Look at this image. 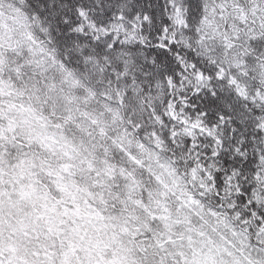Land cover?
I'll return each mask as SVG.
<instances>
[{"label":"snow or ice","instance_id":"6c2138e0","mask_svg":"<svg viewBox=\"0 0 264 264\" xmlns=\"http://www.w3.org/2000/svg\"><path fill=\"white\" fill-rule=\"evenodd\" d=\"M0 264H264V0H0Z\"/></svg>","mask_w":264,"mask_h":264}]
</instances>
